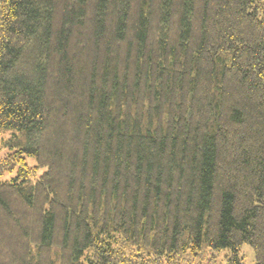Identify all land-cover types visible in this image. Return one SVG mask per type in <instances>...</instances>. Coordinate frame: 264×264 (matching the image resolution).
I'll return each instance as SVG.
<instances>
[{
  "label": "trees",
  "instance_id": "16d2710c",
  "mask_svg": "<svg viewBox=\"0 0 264 264\" xmlns=\"http://www.w3.org/2000/svg\"><path fill=\"white\" fill-rule=\"evenodd\" d=\"M0 131V264H264V0H0Z\"/></svg>",
  "mask_w": 264,
  "mask_h": 264
},
{
  "label": "rangeland",
  "instance_id": "374dc122",
  "mask_svg": "<svg viewBox=\"0 0 264 264\" xmlns=\"http://www.w3.org/2000/svg\"><path fill=\"white\" fill-rule=\"evenodd\" d=\"M6 138H8V133L0 131V153L1 154L3 153V149H1L2 141ZM28 162L30 164H34L35 160L32 157H28ZM39 171H42V169H39ZM245 264H254L252 252L251 254H248L247 258L245 259Z\"/></svg>",
  "mask_w": 264,
  "mask_h": 264
}]
</instances>
